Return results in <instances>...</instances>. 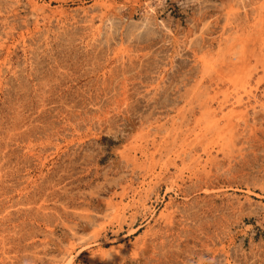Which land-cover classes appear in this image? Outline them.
I'll return each instance as SVG.
<instances>
[{
	"label": "rangeland",
	"instance_id": "1",
	"mask_svg": "<svg viewBox=\"0 0 264 264\" xmlns=\"http://www.w3.org/2000/svg\"><path fill=\"white\" fill-rule=\"evenodd\" d=\"M0 264H264V0H0Z\"/></svg>",
	"mask_w": 264,
	"mask_h": 264
},
{
	"label": "bare ground",
	"instance_id": "2",
	"mask_svg": "<svg viewBox=\"0 0 264 264\" xmlns=\"http://www.w3.org/2000/svg\"><path fill=\"white\" fill-rule=\"evenodd\" d=\"M220 129V128H219ZM222 132V131H221ZM217 136V135H216Z\"/></svg>",
	"mask_w": 264,
	"mask_h": 264
}]
</instances>
